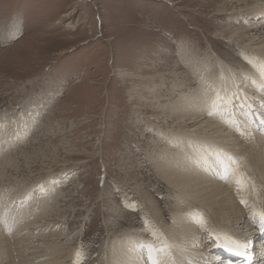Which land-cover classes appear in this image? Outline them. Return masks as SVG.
Returning <instances> with one entry per match:
<instances>
[{
  "label": "rangeland",
  "instance_id": "374dc122",
  "mask_svg": "<svg viewBox=\"0 0 264 264\" xmlns=\"http://www.w3.org/2000/svg\"><path fill=\"white\" fill-rule=\"evenodd\" d=\"M224 1L0 0V129L9 134L17 149L26 142L21 155L15 157L19 170L0 183V197L11 194L10 198L6 196L10 204V200H20L22 193L24 197L33 189L30 194L36 197L24 205L44 213L41 218L50 215L49 219H40L41 227L36 232L63 233V242L69 247L67 255L72 253L67 257L71 260L65 259L66 264H105L116 240L137 236L140 240L150 231H157L161 238L164 233H159L140 198L144 191L167 214L168 223L173 222L169 203L174 204L176 211L180 205H185L183 212L190 208L191 198L182 195L176 202L177 191L168 189L166 181L159 177V167L168 154L166 148L181 150L185 146L190 156L182 135H188L193 128L187 131L180 127L181 135L169 131L175 130V122L167 120L163 112L153 111H158L160 100H176L180 95L167 91L168 82L154 85V89L159 88L154 95L145 94L147 88L141 81L148 77L149 81L158 82L169 72L161 63L174 60L180 64L185 53L183 56L192 59L193 67H207L208 75L203 79L202 72L206 71L202 69L198 77H190L196 78V85L184 83L176 85V90L188 93L195 88L201 95L208 91L211 93L206 101H212V81L222 77L216 55L231 66L240 58L225 54L235 56L238 46L223 44L229 41L225 40L228 37L219 36L221 27L242 28L256 37L264 33V24L252 29L256 25L251 21L255 19L234 21L224 13L218 14L216 9ZM238 54H247L238 60L241 66L255 65V69L260 63L248 51ZM158 58L163 61L158 62ZM155 63L158 75L152 68ZM121 74L134 76L123 79ZM212 104L204 106L209 114L215 107ZM167 108L173 115L171 104ZM232 114L233 118L239 116L236 111ZM178 139L182 148L174 143ZM29 143L32 145L27 147ZM154 144L158 145L155 155ZM10 146L6 152L16 150ZM188 158L182 168L191 176L193 172L186 165ZM168 164L175 173L181 170L175 161ZM45 171L50 172L41 174ZM38 174L43 176L30 177ZM134 179L140 181L139 185L134 184ZM16 182L24 185L23 190ZM9 184L11 188L7 190ZM57 215L61 222L51 219ZM0 217L9 222L1 213ZM113 221L118 226L114 235L107 232ZM251 248L257 251L255 245ZM125 252L123 255L129 258ZM101 258L106 259L103 262Z\"/></svg>",
  "mask_w": 264,
  "mask_h": 264
},
{
  "label": "bare ground",
  "instance_id": "6f19581e",
  "mask_svg": "<svg viewBox=\"0 0 264 264\" xmlns=\"http://www.w3.org/2000/svg\"><path fill=\"white\" fill-rule=\"evenodd\" d=\"M216 11L218 14L224 13V16H229V19L234 21L255 19L256 21H251L252 24L256 25L252 29H260L259 25L264 24V0H225L217 7ZM220 32L219 36L223 39L228 37L225 40H228L229 43H223L224 45L229 47L237 45L238 47L235 48L238 53L242 54L243 50L248 51L250 52L249 55L254 54L260 63L256 65L255 69V65L252 67L241 66V62L238 60H243L241 59L242 56L247 54L240 56L235 52L234 56V54L226 52L225 54L229 57L232 55L234 59L240 57L231 66L223 57L221 59L216 55L220 60L222 77L212 81L215 91L212 101H206V96L208 97L211 93L208 91L207 94L201 95L198 92L199 89L195 88L188 93L176 90V85L179 86L184 83L196 85V78L193 80L190 77L195 75L198 77L202 69L206 71L202 72L203 79H206V74L208 75L207 67L201 69L193 67L192 59L183 56L185 53L181 55L180 64L174 60L161 63L162 67L167 66L169 72L167 75L163 74L158 82L149 81L146 79L148 77L144 78L145 81L140 80L141 85H145L147 88V91L146 89L144 91L145 94L147 92L149 95H154L159 89H154V85H163L164 82H168L170 89L167 91L176 92L180 95L176 100H160L157 103L159 112L156 109L153 112L155 114L163 112V115L167 116V120L170 119L171 123L175 122V130L169 129L173 134L181 135L179 133L180 127H184L187 131L188 128H193L187 132L192 137L182 135V139L185 140V144L190 150V156H187L185 146L181 147L180 142L182 141L174 140V143L182 149L166 148L168 154L165 156L164 162L161 157L159 158L163 162L159 167L162 171L159 177L166 181L168 189L172 188L177 191V195L174 197L176 202H179L181 200L179 198L184 195L187 199L191 198L189 199V202L192 200L191 206L183 212L185 205L184 207L180 205L181 207L176 211L174 204L169 203L167 208L171 213L173 222L168 223L167 214L162 213L157 208V203L149 192H142L140 198L146 203L150 212L148 214L157 223L159 233H164L165 236L162 234L160 238L157 236V231H150L148 236H143L140 240L137 238L139 236L133 237L132 240H116L113 246L117 249L112 250L109 258L100 259L103 262L106 259L105 264H153V262L156 264H222L219 262L218 250L221 245H224L223 243H246L247 246H251L253 242L258 241L262 233L261 229H264L259 216L255 215V213L264 211V196L262 195V191L264 193V123L261 122L264 121V77L260 75L259 71L264 66V33L262 36L257 35L258 37H256L245 29H233L224 26L221 27ZM218 40L221 41V39ZM239 44L244 46L239 47ZM181 48L184 47L181 46ZM223 56L227 58V56ZM164 60H167L165 56ZM157 61L161 62L163 59L158 58ZM186 62L190 63L186 64ZM157 66L158 64L155 63L152 68L158 72V75ZM180 69L182 71L179 72ZM165 75L166 77L169 75L170 78L167 80ZM126 76L133 77L134 75L121 74L123 79ZM154 76L152 77L155 78ZM166 99H168V95ZM157 101L159 100H155V102ZM167 103L171 104L170 109L173 115L167 111L169 110ZM144 104L146 105L145 102ZM208 104L215 106L214 109L212 108L211 114H209L208 109H204V106ZM234 111L239 115L238 118L231 117ZM242 112L248 116L242 115ZM163 115L161 118L165 117ZM172 116H174V121L171 120ZM155 118L160 119L159 116H155ZM197 118L201 119L197 120ZM227 122L230 123L229 126L226 125ZM16 125L19 126L18 123ZM17 129L20 131L21 128L17 127ZM8 136V133L4 134L0 129V183L4 182L3 178H9L12 174L17 173L20 167L18 161H15V157L21 155L26 144V142L21 143L22 145L18 146L17 149L13 139ZM149 142L153 148L152 141ZM215 142L217 145L214 146L213 143ZM11 144L16 150L6 152L5 148ZM31 145L29 143L27 147ZM154 146L153 155L156 154L155 148L158 145L154 144ZM160 149L163 150L162 147ZM17 151L19 152L17 153ZM187 157L189 158L186 165L193 172L191 174L193 178L186 175L187 172L182 168ZM172 161L177 162L181 166V170L175 173L174 169L168 168V162ZM194 166L198 168L196 169ZM49 172L45 171L41 174L45 175ZM38 176L43 175L38 174L30 177L38 178ZM133 182L136 185L140 183L137 179H134ZM16 184L18 183L16 182ZM18 185L21 188L24 186L21 182ZM6 188L9 190L10 184ZM30 191L24 197L22 196L23 191L20 192L21 195L17 193V196L20 195L22 205H20L18 198L16 200L11 198L13 201L10 200L11 203H7L6 196L10 198L11 191L6 192L10 195L2 194L3 198L0 197L2 201L5 200L4 203L0 202V213L9 220L6 222L0 217V264H66L65 259H68L72 253L67 255L69 247H67V243L63 242L66 239L63 233L58 231L55 234L41 235L36 232L41 227L38 225L40 219H49L50 215L41 218L44 213L36 211L34 207L27 206L28 209H26L25 201L34 196L30 194ZM59 217L57 215L51 219L61 222ZM222 225L227 227L223 229ZM110 227L111 231L107 232L114 235L118 229L116 221H113ZM106 243L108 242L106 241ZM130 243H132L131 248H128ZM113 246L109 248H113ZM261 249L264 250V244H262ZM125 251L129 258L123 255Z\"/></svg>",
  "mask_w": 264,
  "mask_h": 264
},
{
  "label": "snow or ice",
  "instance_id": "6c2138e0",
  "mask_svg": "<svg viewBox=\"0 0 264 264\" xmlns=\"http://www.w3.org/2000/svg\"><path fill=\"white\" fill-rule=\"evenodd\" d=\"M259 71H260V75H261L262 77H264V66H262V67L259 69ZM261 122L264 123V121H261ZM255 215L259 216L262 225H264V211H260V212H258V213H255ZM153 264H156V262H153Z\"/></svg>",
  "mask_w": 264,
  "mask_h": 264
}]
</instances>
